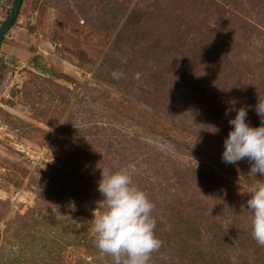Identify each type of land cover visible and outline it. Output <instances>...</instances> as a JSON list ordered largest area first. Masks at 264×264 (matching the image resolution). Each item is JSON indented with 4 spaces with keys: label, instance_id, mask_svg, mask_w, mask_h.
<instances>
[{
    "label": "rangeland",
    "instance_id": "rangeland-1",
    "mask_svg": "<svg viewBox=\"0 0 264 264\" xmlns=\"http://www.w3.org/2000/svg\"><path fill=\"white\" fill-rule=\"evenodd\" d=\"M259 95L264 0H22L0 45V264H111L90 231L105 167L155 204L150 264H264L245 193L264 178L221 159Z\"/></svg>",
    "mask_w": 264,
    "mask_h": 264
},
{
    "label": "clouds",
    "instance_id": "clouds-1",
    "mask_svg": "<svg viewBox=\"0 0 264 264\" xmlns=\"http://www.w3.org/2000/svg\"><path fill=\"white\" fill-rule=\"evenodd\" d=\"M236 112L228 123L232 125L224 140L222 162L236 165L242 160L250 164L248 175L264 178V96H258L255 112L260 117L258 127L247 122L248 109H231ZM227 115V110L226 113ZM207 130L216 134L219 129L208 125ZM101 179L97 191L103 197V207L92 210L91 234L94 246L111 264H150L153 253L163 246L156 235L157 220L153 215L155 204L141 189L127 169L113 171L99 168ZM252 239L264 248V179H256L245 192ZM72 211L75 204L70 205Z\"/></svg>",
    "mask_w": 264,
    "mask_h": 264
},
{
    "label": "water",
    "instance_id": "water-1",
    "mask_svg": "<svg viewBox=\"0 0 264 264\" xmlns=\"http://www.w3.org/2000/svg\"><path fill=\"white\" fill-rule=\"evenodd\" d=\"M22 4V0H15L14 6L10 12V14L5 18V20L0 25V45L4 38V35L9 31L10 24L14 21L16 16L19 13L20 7Z\"/></svg>",
    "mask_w": 264,
    "mask_h": 264
},
{
    "label": "trees",
    "instance_id": "trees-1",
    "mask_svg": "<svg viewBox=\"0 0 264 264\" xmlns=\"http://www.w3.org/2000/svg\"><path fill=\"white\" fill-rule=\"evenodd\" d=\"M0 2H1V0H0ZM14 3H15V0H13V2H12V8H13V6H14ZM12 10V9H11ZM11 10H10V12H11ZM10 14V13H9ZM17 17V16H16ZM16 19V18H15ZM15 19H14V21L10 24V28L12 27V25H13V23L15 22Z\"/></svg>",
    "mask_w": 264,
    "mask_h": 264
}]
</instances>
